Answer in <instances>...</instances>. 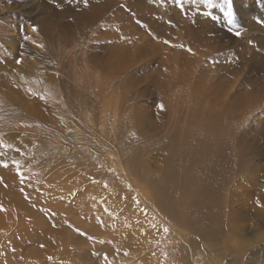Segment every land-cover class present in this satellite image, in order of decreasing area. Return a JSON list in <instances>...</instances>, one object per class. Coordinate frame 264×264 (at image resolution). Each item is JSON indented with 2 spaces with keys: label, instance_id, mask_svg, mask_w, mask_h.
<instances>
[{
  "label": "rangeland",
  "instance_id": "1",
  "mask_svg": "<svg viewBox=\"0 0 264 264\" xmlns=\"http://www.w3.org/2000/svg\"><path fill=\"white\" fill-rule=\"evenodd\" d=\"M119 1V26L95 46L119 43L127 58L117 78L104 71L99 98L74 95L66 69L39 68L29 52L0 66L13 86L0 88V161H17L25 177L21 246H6L0 264H105L104 231L121 220L140 225L123 247L133 264H194L197 254L204 264H264V0H233L231 23L203 0ZM17 13L32 31L35 11ZM6 92L19 100L4 102ZM206 110L229 130L221 139L191 135ZM198 166L211 176L198 179ZM111 186L127 194L117 217L103 207ZM187 190L196 200L181 198Z\"/></svg>",
  "mask_w": 264,
  "mask_h": 264
},
{
  "label": "bare ground",
  "instance_id": "2",
  "mask_svg": "<svg viewBox=\"0 0 264 264\" xmlns=\"http://www.w3.org/2000/svg\"><path fill=\"white\" fill-rule=\"evenodd\" d=\"M21 1H23V0H0V16H3V17H0V66H1V68L12 66V62L14 60L13 55H15L16 52H18V51L23 52V53L29 52L28 54H31L34 57L35 65L39 68L44 67L45 63H50V64H52V68L56 72L58 69H61V68L66 69L67 76L72 78L71 81L74 85L72 87L73 88L72 93H74V95L76 94V96H79V97H86L89 95L94 96V94H95L96 98H99V96H100L99 93H101L102 87L104 86V84H106V83L103 84L104 74L109 73L111 76V79L117 78V76L119 74V69L121 68V65H123L122 62H124L121 59H123V57L127 58L126 55L124 54V52L122 51V47H120L119 43H116V42L105 43L104 42L105 43L104 46L101 45V47H99L100 45H98L99 48L95 46V45H97L96 44L97 42L100 44L101 39L102 40L107 39L108 31L110 29H112V27L119 26L120 19H121L119 17V14L121 13L119 11L121 8V1H119V0H87V3H85V0H31L30 1L31 4L29 6L23 5V2H21ZM142 2H143V4L148 5L150 3V0H142ZM129 4H132V2H129ZM32 11L33 12L35 11V14L33 16H35L37 14L36 18H34L35 21L33 24V26H35V28H36L35 31H33V28H32V31H30L29 29H27L25 24H22L19 21L14 20L15 15H16L15 12L16 13L18 12L20 17L26 18L27 16H30ZM18 13H17V15H18ZM200 16H202V15H200ZM20 17H18V18H20ZM22 18H21V20H22ZM32 22H33V20H32ZM157 30H158V28H157ZM112 32L113 31H111V33ZM119 33H120V31H119ZM116 35H117V30L114 31V33L112 35H110L108 37V39L114 40V38L112 39L111 37H115ZM25 36L28 37L27 40L24 39ZM184 37H186V36H184ZM257 41H259V40H257ZM77 44H79L80 46L77 47ZM77 49L80 51V53H79V51H77ZM44 53H45V56L43 55ZM134 56H136V55L134 54ZM120 57H121V59H120ZM126 60H128V59H126ZM21 62H24V61H21ZM27 63L34 65L30 59L27 60ZM16 67L20 68V64H16ZM104 71H105V73H104ZM60 72L61 71H59L58 73H60ZM4 81L5 80L0 81V88L1 89L7 88L8 90H13L12 89L13 86L9 82L7 84ZM56 89L58 91V87H56ZM170 89H172V88H170ZM3 96H4V100H5L4 102H7V103H8V101L19 100L17 98L16 94L10 95L9 92H6ZM83 99H85V100H83L84 102L87 100L86 98H83ZM70 100L73 101L74 97H72V99H70ZM95 101H96V99H95ZM196 102H198V101H196ZM96 103H97V101H96ZM183 104H184V102H183ZM226 107H225V109H226ZM200 114H202L201 115L202 118L205 117V119H206L205 123L201 121L202 123H204L203 128L199 132L194 130L196 133L193 131L190 132V133H192L191 135L194 136L193 137L191 135L190 136L188 135L190 138L193 137L196 140H200V139H203L205 136H209L212 138H216V140H217L218 137L220 138L221 135L225 134L227 129L222 130L223 127H221L222 129H220L219 127H216L218 119H216L215 117L218 118V116H215L214 113L211 114V112H208V111L206 112V114H204V113H200ZM194 116L195 115L193 114L192 117H194ZM220 116H221V114H220ZM220 118H222V117H220ZM194 119H195V117H194ZM197 121H198V119H197ZM196 124H197V122H196ZM220 125H222V124L220 123ZM222 126H224V123ZM197 128H199V125ZM193 129H194V127H193ZM200 129H201V127H200ZM228 131L226 134H228ZM187 133H188V130H187ZM188 136H187L186 141H188V138H189ZM5 138H6V136H5ZM5 138L3 141L5 143H7V140H9V138H6V140H5ZM183 138H184V136H183ZM193 138H191V141H193L192 140ZM225 138H226V136H225ZM184 141H185V139H184ZM206 141H208V140H206ZM209 141H210V139H209ZM212 141H215V139ZM218 141H215V142L218 143ZM220 141L226 143L225 139H222ZM189 142H190V140H189ZM192 143H195V142H192ZM200 143L201 142H198V144H200ZM225 143H223V144H225ZM195 144H197V143H195ZM195 144H193V145H195ZM204 144H205V142H204ZM227 144H228V142H227ZM187 145H186V147H189V146L192 147V145H189V146H187ZM201 145H202V143H201ZM205 145H207V144H205ZM218 146H220V145H218ZM186 147H184V148H186ZM202 147H204V146H202ZM224 147H225V145H224ZM0 148H3V146H0ZM209 148H210V146H209ZM209 148L207 145V149H209ZM187 149H189V148H187ZM192 149H193V147L190 150H192ZM215 149H218V147ZM197 150L196 151L199 153L200 156L204 155L205 151H203V150H205V149L202 150V148H201V149H197ZM218 150H220V149H218ZM218 150H215L216 153L218 152ZM224 151H222L223 155L226 154V153L224 154ZM183 152H186V151H183ZM212 155H213V152H212ZM195 156H196V154H195ZM195 156H193V157L196 158L197 156L196 157ZM218 156H219V153H218ZM211 158H212V156H211ZM212 159L209 161L213 162L214 160H212ZM214 159H216V158H214ZM217 159H219V158L217 157ZM197 161H198V159H197ZM209 161H207V162H209ZM207 162H206V165H207ZM208 164H210V163H208ZM212 164H214V162ZM210 166L211 165H208V167H210ZM17 167H20V165L19 164H13L11 162L9 164H7L6 167L5 166L0 167V200H3L2 202L1 201L0 202H1L3 209H4V211H0V254L6 252V246H8V245H10L16 251L19 250L20 246H21V240H22L21 231H22V228L24 226L25 220L23 218V213H22L23 204L21 206V189L23 188L22 187L23 183L21 182V177L19 175H17V171H16ZM198 168H199V170L198 169H196V170H198L197 171L198 172L197 178L199 179L202 176V174L205 175L204 173H207V171L204 172L203 168L200 169L201 167H199V166H198ZM205 168H206V166H205ZM186 169H188V168H186ZM193 169H194V167H193ZM209 170L210 169H208V171ZM191 171L192 170H189L187 173L189 174V172H191ZM194 171H192L191 174H193ZM210 172H211V170H210ZM210 172H208V173H210ZM212 172H214V171H212ZM208 173H207V176L210 177L211 175H209ZM213 174H215V173H213ZM184 175H185V173H184ZM192 177H193V175L189 178L188 181L192 180ZM205 178H206V176L204 177V179ZM185 179H184V181H185ZM187 179H188V177H187ZM201 180H202V178H201ZM195 181L197 182V180H195ZM204 181L206 183L207 180H204ZM190 183H192V182L190 181ZM194 183H192V185ZM201 183L202 182L199 183L200 186L204 184V183L203 184H201ZM185 184L186 183H184V185ZM195 187H197V186L195 185ZM206 187L207 186H205L204 189H207ZM188 188H189V186L187 187V189ZM184 189H186V188L184 187ZM194 189H196V188H194ZM185 191H184V193H182L184 195L181 196V198L183 200H186V201L189 200L190 201L193 197V200H194L195 195L191 196V198H190V191L187 190L189 192V195H188L189 197L185 195ZM202 191H203V189H202ZM205 191L206 190H204V193L208 192V191L207 192H205ZM181 192H183V191H181ZM199 193H197V194H199ZM208 193H210V191ZM126 195L127 194H124V191L119 186H115V187L111 186V187H108L107 189H105V191H104L105 197H104V202H103L104 211L107 214L109 212L113 213L114 217L119 216L123 210V207H121V205L126 200ZM192 195H193V193H192ZM198 196H199V198L197 197L199 199L198 201H200L201 200L200 194ZM202 196H203V194H202ZM207 196L209 197V195H207ZM211 196L213 198V195H211ZM181 198H180V200H181ZM195 200H196V198H195ZM211 201H210V203H211ZM175 202H176V200H175ZM187 202H185V203H187ZM169 203H171V202H169ZM205 203L204 202L201 203V207H199V210L206 217L209 212H208V207L205 205ZM176 204H177V202H176ZM188 204H190V203H188ZM188 204H185V210L184 211H186L187 206L191 207L193 203L190 205H188ZM172 205H173V202H172ZM181 205H183V203H181ZM208 205H210V204H208ZM171 208H172V206H171ZM187 209H189V208H187ZM181 214H182V212H181ZM185 217H187V216H185ZM138 220H139V218L137 217L136 221H138ZM141 221L143 222L142 218H141ZM120 223L121 224L119 227L113 228V230H112L113 232L110 231L111 228L107 229V230L105 229V231H104V236L106 234V237H107L104 241V244H103V245H105L104 248H106V249H104V252H105L104 263L105 264H108V263L109 264H133V261H137V259H138L137 257L131 258L129 260L124 259L123 247L125 246L126 240L129 239V237L132 238L130 235L137 232V229L140 228V225H136L134 228L128 229L127 228V222L125 220H121ZM138 231H140V230H138ZM141 256L142 257L140 258V261H142V262L145 261L144 255H141ZM191 259H192L194 264H204L203 262H201L200 254H197V256L192 257ZM1 260H3V259L0 258V262H1ZM5 261L7 262V264H13V260L11 258L5 259Z\"/></svg>",
  "mask_w": 264,
  "mask_h": 264
},
{
  "label": "snow or ice",
  "instance_id": "3",
  "mask_svg": "<svg viewBox=\"0 0 264 264\" xmlns=\"http://www.w3.org/2000/svg\"><path fill=\"white\" fill-rule=\"evenodd\" d=\"M177 4H179V0H176ZM85 3H87V0H85ZM203 4L205 6V8L207 9H212V8H217L220 10V12L223 14V16L229 21V23H231V18L233 15V0H203ZM206 14H210V13H206ZM257 23H261L264 24V20H257ZM36 28L35 26H33V31H35ZM235 36L239 37L241 35L240 32H235L234 33ZM25 40L28 39L27 36L24 37ZM189 51H191V49H189ZM21 61L19 59H17V63H20ZM158 107L163 108V105H158ZM13 164H18L17 161H13ZM0 166H7V162L6 161H0ZM17 171V175H19L21 177V182L23 183V180L25 179L24 177V173L22 171V169L20 167H17L16 169ZM21 191H23V188L21 189ZM27 198V197H26ZM259 203V201H257ZM0 211H4L2 205H0ZM165 231H167V229H165Z\"/></svg>",
  "mask_w": 264,
  "mask_h": 264
}]
</instances>
